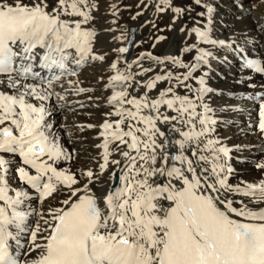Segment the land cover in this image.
<instances>
[{
	"label": "snow or ice",
	"instance_id": "6c2138e0",
	"mask_svg": "<svg viewBox=\"0 0 264 264\" xmlns=\"http://www.w3.org/2000/svg\"><path fill=\"white\" fill-rule=\"evenodd\" d=\"M232 4L259 41L217 34L221 0H136L134 13L123 0H0V264H264V154L237 179L242 148L219 113L245 109L213 106L225 92L209 84L223 65L239 84L264 80V0ZM166 31L180 46L158 55ZM226 94L255 106L248 127L264 138V83Z\"/></svg>",
	"mask_w": 264,
	"mask_h": 264
},
{
	"label": "bare ground",
	"instance_id": "6f19581e",
	"mask_svg": "<svg viewBox=\"0 0 264 264\" xmlns=\"http://www.w3.org/2000/svg\"><path fill=\"white\" fill-rule=\"evenodd\" d=\"M237 2H239V0H237ZM105 6L106 4L102 5L101 12L104 11ZM149 14H151V10H149L146 16H148ZM259 14L260 13H253L254 16ZM238 15H239V10L233 6L232 0H221V7L219 9V15L217 20V21H221V24L219 29L216 28L217 34L226 35L229 29L244 28L247 29L248 35L251 39H255L259 41L260 33L254 29L251 23V19L249 18V19L238 20L237 19ZM166 16L167 15H165L164 17ZM121 23L126 25L130 29L137 28L136 25L132 26L130 25V23H126L123 19ZM103 25H104V19L103 17H101L98 26H103ZM169 33H170L169 36L166 33L165 34L163 33L168 37L167 40H169L170 37L169 47H167V50L163 54L167 52H173L180 46V42L182 39L181 34L174 31ZM141 34H142L141 30L139 29L138 32L135 33L136 38L142 39L149 43L151 42L150 36H148L147 38H143L142 37L143 35L141 36ZM108 39L109 38L106 34L101 33L99 40H100V45L104 50H107L109 47H111V45L108 43ZM167 42L168 41H166V43ZM149 43L142 44V48L140 47L141 50L148 49ZM260 48L264 49V41L260 43ZM137 50L138 48L134 50L133 55H135L136 52H138ZM100 72L101 69L99 66L89 67L84 72L83 78L89 82L94 81L95 78L99 76ZM240 78L241 77L237 74L235 69H229L226 65L217 66L216 71L212 73L211 79L209 80V84L211 87L216 89H221L225 92V95L223 96H214L212 98L213 106L239 105L242 109H245L244 111H240V112L221 111L219 115L227 122L219 127V133L222 137L226 138L225 142L229 146L239 145L242 148V151L240 153L235 154L241 158H244V160H242V162L240 163H236L234 161V166L238 170L237 179L243 178V179L251 180L256 175L253 168V164L255 163L257 157H260L262 156V154H264V138L260 137L255 131L250 130V128L248 127L251 119H254V112H250V108L248 110L246 107L248 101L242 99H230L226 93L232 92L236 96H240L241 93H248V94L253 93L259 90V85L261 83H264V80H261L260 77H255L254 82L256 83L257 88L253 89L245 84L237 83L236 81ZM89 111H92L94 113L92 117V122H97L99 120V111L95 109H89ZM250 113H252V116H250ZM66 115L68 117L67 122L69 124H72L73 122L88 120V117L86 115H76L72 112H68L66 113ZM251 135L253 136L250 138ZM252 139L255 140V142H253ZM89 143H91V141H89ZM77 147H80V145H77ZM83 147H87V144L83 145Z\"/></svg>",
	"mask_w": 264,
	"mask_h": 264
},
{
	"label": "rangeland",
	"instance_id": "374dc122",
	"mask_svg": "<svg viewBox=\"0 0 264 264\" xmlns=\"http://www.w3.org/2000/svg\"><path fill=\"white\" fill-rule=\"evenodd\" d=\"M135 3H136V0H123V4H127V5H133V7H132V13H134L135 12V7H134V5H135ZM149 10H151V9H149ZM149 10L147 11V12H145L144 13V16H141V17H139V18H137V20H132L131 19V13L129 12V11H124V12H122V19L126 22V23H130V25H132V26H138L139 24H141L142 22H143V20H144V18L146 17V15L148 14V12H149ZM167 21H166V20ZM169 20H170V17H168V16H166V17H164L163 16V18L159 21V24H160V26L163 28V27H165L168 23H169ZM166 21V22H165ZM138 24V25H137ZM220 24H221V21H217V23H216V28L217 29H219V27H220ZM140 30H141V36L143 37V38H147L148 36H149V28L148 27H144V28H140ZM168 32V31H167ZM164 32V34L166 33L168 36L170 35V33L168 32ZM166 41H168L167 43H166ZM165 42L163 41V42H161V43H163V44H159L158 46H157V48L156 49H154V51L156 52V54H158V55H162L166 50H167V47H169V43H170V37H169V40H166ZM140 47L142 48V45H140ZM140 47H138V52H139V50H141V48ZM140 48V49H139ZM163 51V52H162ZM247 105V106H246ZM245 106L247 107V109L249 110V108H250V112H254V109H255V107H254V105L250 102V101H248V103L246 104ZM254 107V108H253ZM63 117H57V119L59 120V119H62ZM253 135H251L250 136V138L252 137ZM252 141L253 142H255V140H253L252 139Z\"/></svg>",
	"mask_w": 264,
	"mask_h": 264
}]
</instances>
